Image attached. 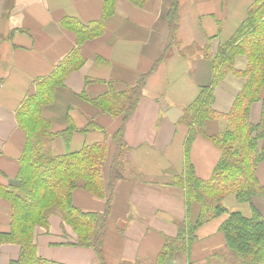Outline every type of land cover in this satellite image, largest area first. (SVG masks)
Returning a JSON list of instances; mask_svg holds the SVG:
<instances>
[{"label": "crops", "instance_id": "1", "mask_svg": "<svg viewBox=\"0 0 264 264\" xmlns=\"http://www.w3.org/2000/svg\"><path fill=\"white\" fill-rule=\"evenodd\" d=\"M103 1L0 0V173L5 177H0L1 183L14 179L19 167L24 133L17 125L16 110L34 81L49 75L76 46V35L62 26V19L73 17L84 23L99 20ZM171 2L116 0L102 34L80 46L82 67L66 77L64 88L44 109L54 132L66 126L67 116L76 128L94 118L110 137L117 120L100 113L80 97L81 93L93 99L109 89L121 91L147 74L136 109L124 127L130 174L118 180L113 190L101 246L106 264H154L164 237H175L186 220L183 190L173 184L174 175L184 165L188 131L180 117L199 87L210 84V59L233 35L254 0H179L174 42L167 48L170 40L166 14ZM244 57H236L237 69L245 68ZM237 78L227 74L216 85L214 109L229 111L243 84L239 85ZM261 95L264 97V87ZM261 109L262 101L251 105L252 123L259 120ZM219 121L223 119L206 123L208 135L219 132ZM104 137L100 130L77 132L67 141L56 138L51 149L63 154ZM219 156L218 148L202 135L192 141L189 158L198 177L208 179ZM257 176L264 184V162L257 168ZM73 200L86 211L102 210L105 204V199L83 190H77ZM197 211V206H192L190 217L195 218ZM8 218V205L0 199L1 230L8 228ZM225 218L222 215L197 229L190 253L176 254L168 264H204L212 258L213 250L225 247L218 231ZM73 239L71 228L52 215L47 231L36 229L37 253L65 264H99L92 249L65 244ZM18 253V245L3 244L0 264H8Z\"/></svg>", "mask_w": 264, "mask_h": 264}, {"label": "trees", "instance_id": "2", "mask_svg": "<svg viewBox=\"0 0 264 264\" xmlns=\"http://www.w3.org/2000/svg\"><path fill=\"white\" fill-rule=\"evenodd\" d=\"M115 2L104 0L102 17L96 21L84 23L73 17L62 19V26L76 35V46L49 75L34 81L32 90L16 110L17 125L24 133L19 167L14 179L0 182V199L8 205L9 215L8 228L0 229V248L5 243L19 246L18 256L8 264H65L37 253L36 229L41 227L47 231L52 215L59 216L75 235L73 241L65 244L92 249L99 264H106L101 246L113 190L118 180L130 174L124 127L136 109L147 74L121 91L109 89L93 99L81 93L80 97L100 113L117 120L110 137L94 118H89L85 126L76 128L67 116L66 126L54 132L44 109L55 101L56 92L64 88L66 77L82 67L84 60L80 46L102 34L104 21L113 14ZM178 7L179 0H172L166 14L170 40L167 48L174 42ZM203 51L208 54V48ZM237 56L246 57L245 68L235 67ZM210 60V84L199 87L197 96L183 109L180 117L188 131L184 141V165L181 172L174 175L173 184L183 190L186 220L180 224L175 237H164L154 264H168L176 254H189L197 229L222 215L226 218L218 231L226 250L234 253L235 264H264V206L261 208L260 204L264 201V184L257 176V168L264 162V97L261 95L264 87V0H254L244 20L233 35L218 46ZM227 74L244 81L231 108L223 113L213 108L214 89ZM257 101H262L261 114L259 120L252 123L250 108ZM219 119L227 123L224 130L208 135L206 123ZM96 130L104 133L102 141L83 144L63 154H55L51 149L52 141L58 137L67 141L74 133L86 134ZM199 134L220 151L208 179L196 175L189 158L191 143ZM0 177L5 179L1 173ZM77 190L105 199L102 210L86 211L77 207L73 200ZM228 195H233L238 203H248L250 214L227 209L222 201ZM192 206L198 208L195 218L190 217Z\"/></svg>", "mask_w": 264, "mask_h": 264}, {"label": "rangeland", "instance_id": "3", "mask_svg": "<svg viewBox=\"0 0 264 264\" xmlns=\"http://www.w3.org/2000/svg\"><path fill=\"white\" fill-rule=\"evenodd\" d=\"M244 60H246L245 57H244ZM235 80H237V83L239 85H241V83L244 81V79H241V77H239ZM218 125H219L218 126L219 131H222L226 127L227 123L223 119V121H219ZM259 201L261 202V200H259ZM260 202H258V203H260ZM222 204L229 210L240 211V212L247 214V215L250 214L249 204L248 203H238L235 200L233 195H228L227 197H225V199L222 201ZM260 204H261V208H262L264 206V201H263V203L261 202ZM263 209H264V207H263ZM213 252H214V254H213L212 258L209 257V259L206 260L204 264H235L236 259L234 258V253L228 249L226 250V247L221 248V249H217V250L215 249V251L213 250ZM223 252H225V254H223Z\"/></svg>", "mask_w": 264, "mask_h": 264}]
</instances>
